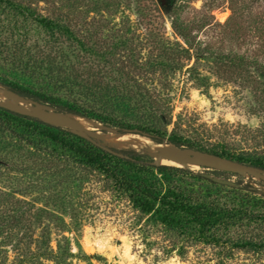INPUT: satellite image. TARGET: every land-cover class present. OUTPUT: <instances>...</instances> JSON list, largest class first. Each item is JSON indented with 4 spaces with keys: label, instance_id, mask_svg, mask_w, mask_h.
Instances as JSON below:
<instances>
[{
    "label": "trees",
    "instance_id": "obj_1",
    "mask_svg": "<svg viewBox=\"0 0 264 264\" xmlns=\"http://www.w3.org/2000/svg\"><path fill=\"white\" fill-rule=\"evenodd\" d=\"M147 1V7H138L147 20L143 32L124 25L121 37L109 43L102 34L110 26L114 0H0V85L62 112L147 135L157 144L206 151L264 170V150L206 149L181 135L169 102L151 83L155 78L168 91L188 62L205 60L234 76L231 81L251 85L264 112V87L251 73H264L258 59L264 55V31L256 28L263 42L253 56L218 53L196 42L192 24L175 9L171 27L181 42L171 41L160 11ZM235 7L229 20L237 14ZM186 70L194 71L193 66ZM118 152L129 158L0 107V264H6L7 251L1 249L6 246L22 264L35 257L59 261L60 247L57 253L43 249V229L36 237L35 220L49 207L75 220L89 198L102 193L126 204L145 236L156 231L174 241L172 250L179 255L186 247L202 246L213 251L215 264L240 259L239 264H263L264 194L189 169L156 167L142 151ZM206 172L225 181L241 177Z\"/></svg>",
    "mask_w": 264,
    "mask_h": 264
},
{
    "label": "rangeland",
    "instance_id": "obj_2",
    "mask_svg": "<svg viewBox=\"0 0 264 264\" xmlns=\"http://www.w3.org/2000/svg\"><path fill=\"white\" fill-rule=\"evenodd\" d=\"M20 1L28 3V0ZM153 3L163 17L165 36L171 41L181 42L171 27V11L177 9L180 19L192 24V36L196 38V42L211 51L253 56L259 43L263 42V37L259 36L260 31L256 28L264 31V1L153 0ZM114 5L116 12L112 11L108 19L110 26L105 27L107 29L102 34L109 43L116 42L121 37V27L124 25L125 28L133 27L142 31L147 22L146 19H141L138 12L139 5L148 6L147 0H114ZM232 5L236 6L237 14L229 20ZM260 56L258 59L264 62V55ZM187 65L182 72L172 77L168 91L155 78L151 82L156 91L169 102L172 121L180 134L206 149L225 145L234 153L264 150V112L259 107L256 91L252 86L239 80L231 81L229 77L234 76L228 75L225 69L215 63L205 60L194 63L192 60ZM191 66L194 71L187 72L186 69ZM251 71L264 87V73L257 69ZM195 77L203 78L205 82L195 81ZM8 101L7 94L0 91V102ZM73 120L81 124L80 127L98 133L101 140L116 149L134 148L139 151L151 148V153L158 148H168L166 145H155L144 137H141L145 140L143 144L117 146L109 140L138 135H109L116 133L104 130L95 121L89 122L79 117H73ZM157 157L155 156L156 159ZM182 169H189L229 186L240 183L241 186L252 187L256 192L264 194V177L261 176L251 177L245 174L241 177L231 176L224 181L201 168ZM134 219V214L126 204L111 201L104 193L89 198L75 220L69 214L63 215L49 207L35 220L34 229L39 227L36 237L40 236L43 229V249H52L57 253V248L60 247L58 254L63 256L59 261L35 257L24 264H215L211 249L202 246L186 247L179 255L177 250H172L174 241L156 231H150L145 236L134 224ZM1 249L7 251L6 264H22L11 247ZM241 261L242 259L232 261V264H239Z\"/></svg>",
    "mask_w": 264,
    "mask_h": 264
},
{
    "label": "water",
    "instance_id": "obj_3",
    "mask_svg": "<svg viewBox=\"0 0 264 264\" xmlns=\"http://www.w3.org/2000/svg\"><path fill=\"white\" fill-rule=\"evenodd\" d=\"M0 91L5 92L9 97L8 102H0V107L7 109L11 112L17 113L19 115L37 119L38 121L47 125H52L55 127L66 129L71 133L96 145L97 147L102 148L103 150H105L106 152L112 155L125 159L129 158L128 156L118 152L121 149H116L113 146L101 140L97 135L98 133L78 126L73 120V117H79V116L71 113L62 112L48 104H44L39 101H35L33 99H27L19 94L7 90L2 85H0ZM79 118L85 119L89 122L93 121L84 117H79ZM100 126L104 130L115 132L118 135H122V134L138 135L140 137L149 139L155 145H166L168 148L164 149L160 153L159 159H156L155 155L149 152V149L151 148H142V150H139L144 152L149 157H151L153 159L152 164L156 167L168 165V164H163L162 161H171L179 166H175V165H168V166H175L178 168L197 167L207 171L225 172V173L235 174L238 176H243L246 174L251 177H258V176L264 177V170L258 167L246 165L234 161L232 159L221 157L206 151L195 150L183 146L178 147L167 142L157 144L147 135L136 134L128 130H118L115 128L104 126L102 124H100ZM130 150H135V149L130 148Z\"/></svg>",
    "mask_w": 264,
    "mask_h": 264
},
{
    "label": "bare ground",
    "instance_id": "obj_4",
    "mask_svg": "<svg viewBox=\"0 0 264 264\" xmlns=\"http://www.w3.org/2000/svg\"><path fill=\"white\" fill-rule=\"evenodd\" d=\"M78 126H81V124L75 122ZM111 135H118V134H111ZM122 135H126V134H122ZM131 135V134H129ZM139 137V136H138ZM138 137H131V136H121L120 138L117 139H110L109 141L112 144H115L117 146H129V145H135V144H143L145 143V140L143 138H138ZM167 149V148H164ZM164 149H155L152 150L151 153L155 154V156H158L157 159H159V155L160 153L164 150ZM163 164H168V165H175V166H179L177 164H175L174 162L171 161H162Z\"/></svg>",
    "mask_w": 264,
    "mask_h": 264
}]
</instances>
